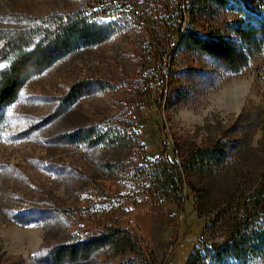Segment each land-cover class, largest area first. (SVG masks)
<instances>
[{
  "label": "rangeland",
  "instance_id": "1",
  "mask_svg": "<svg viewBox=\"0 0 264 264\" xmlns=\"http://www.w3.org/2000/svg\"><path fill=\"white\" fill-rule=\"evenodd\" d=\"M102 1L0 0V28ZM186 1L109 0L112 35L32 74L6 107L0 128V264H54L51 246L105 224L131 231L139 251L98 249L84 261L62 264H185L201 238L220 242L229 234L227 216L205 228L208 216L197 212L187 185L177 205L153 197L131 178L144 159L163 151L173 159L175 151L213 143L227 154L223 175L233 183L253 184L264 165V49L238 71L185 50L170 17ZM234 19L231 9L213 7L193 19L186 14L182 29L230 36ZM80 80L93 90L67 103V91ZM89 125L132 126L135 140L119 152L64 142L66 132ZM107 162L122 171L115 174ZM250 264H264V253Z\"/></svg>",
  "mask_w": 264,
  "mask_h": 264
},
{
  "label": "trees",
  "instance_id": "2",
  "mask_svg": "<svg viewBox=\"0 0 264 264\" xmlns=\"http://www.w3.org/2000/svg\"><path fill=\"white\" fill-rule=\"evenodd\" d=\"M213 7L235 12L230 36L219 30L200 33L190 25L182 29L186 14L193 19L197 13L210 12ZM174 8L170 19L178 44L189 52L207 55L228 70H240L251 55L264 49V5L259 2L187 0ZM112 10L106 0L69 13L31 16L19 28H0V128L6 107L32 74L78 48L99 44L112 35L115 26V21L109 20ZM93 86L87 80L75 82L66 93V102L89 93ZM135 136L134 128L128 125H89L66 132L62 138L68 144L119 152L128 150ZM116 162L105 163L115 174L122 171ZM226 166L227 154L222 145L213 143L186 152L175 151L173 159L163 151L159 157L142 160L132 172L131 178L141 181L143 189L153 197L177 205L182 203L183 187L187 185L193 192L197 212L208 216L205 228L217 225L226 216L231 220L230 232L222 241L208 243L201 238L185 264H250L253 257L264 253V165L249 186L239 179L233 183L224 176ZM222 186L225 190L220 192ZM127 246L139 247L131 231L105 224L90 235L69 234L65 241L48 249V257L54 264L84 261L98 249L117 251ZM141 255L145 257L144 252Z\"/></svg>",
  "mask_w": 264,
  "mask_h": 264
}]
</instances>
